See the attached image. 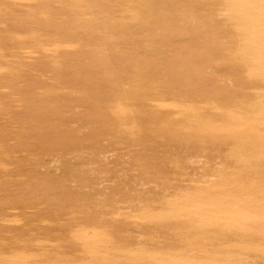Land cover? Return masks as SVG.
Wrapping results in <instances>:
<instances>
[{"label":"rangeland","instance_id":"obj_1","mask_svg":"<svg viewBox=\"0 0 264 264\" xmlns=\"http://www.w3.org/2000/svg\"><path fill=\"white\" fill-rule=\"evenodd\" d=\"M0 264H264V0H0Z\"/></svg>","mask_w":264,"mask_h":264}]
</instances>
